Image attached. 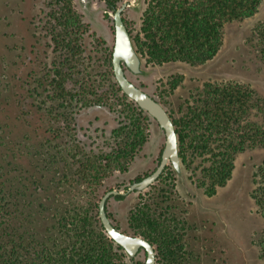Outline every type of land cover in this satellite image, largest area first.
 <instances>
[{
	"label": "rangeland",
	"instance_id": "rangeland-1",
	"mask_svg": "<svg viewBox=\"0 0 264 264\" xmlns=\"http://www.w3.org/2000/svg\"><path fill=\"white\" fill-rule=\"evenodd\" d=\"M149 1L141 0L138 7L131 1L124 11L134 34ZM73 6L81 22L54 0H0V123L19 129L27 144L39 141L42 153L48 139L52 144L65 142L68 149L79 147L77 160L102 166L98 183L90 184L89 179L74 186L70 198L85 204L97 194L124 189L152 172L165 136L154 119L116 89L108 61L114 43L113 12L106 0H91L88 11L79 0H73ZM263 20L264 0L253 16L224 24L222 46L205 63L143 60L145 73L128 72V76L174 116L180 98L185 100L206 82L235 83L264 101V62L249 40L252 29ZM96 100L109 104L121 118L119 132L105 141L111 149L85 148L73 133L72 115L81 104ZM254 120L262 123V115L257 112ZM106 155L111 159L108 163L101 160ZM263 159L264 147L238 153L231 178L214 194L199 186L200 177L193 171L182 165L178 175L168 162L150 187L128 194L121 202L111 201L110 215L121 230L130 232L129 210L161 200L157 213L162 212L183 236L187 260L182 264H264L257 243L264 233V216L252 198L253 174ZM55 166L62 172L63 165ZM71 167L76 169L78 164ZM124 167L125 171L119 170ZM143 262L141 252L129 264Z\"/></svg>",
	"mask_w": 264,
	"mask_h": 264
},
{
	"label": "trees",
	"instance_id": "trees-1",
	"mask_svg": "<svg viewBox=\"0 0 264 264\" xmlns=\"http://www.w3.org/2000/svg\"><path fill=\"white\" fill-rule=\"evenodd\" d=\"M54 1L81 22L73 0ZM261 1L150 0L133 42L147 62L203 64L220 50L224 24L253 16ZM115 3L109 1V8ZM249 40L264 62V20L255 25ZM257 112L262 123L254 120ZM177 113L182 165L200 177L199 186L209 194L231 178L238 153L264 147V101L238 84L206 82L181 101ZM52 130L49 126L47 132ZM39 145L37 140L27 144L19 129L0 123V264H129L125 250L101 224L99 194L86 205L70 198L83 180L98 183L102 166L79 160L76 173L60 172L55 164L67 160L66 143L48 139L43 153ZM253 180L252 198L264 216V159ZM160 201L130 211L131 231L156 246L157 264H182V238L172 221L157 213ZM257 243L264 262V233Z\"/></svg>",
	"mask_w": 264,
	"mask_h": 264
},
{
	"label": "water",
	"instance_id": "water-1",
	"mask_svg": "<svg viewBox=\"0 0 264 264\" xmlns=\"http://www.w3.org/2000/svg\"><path fill=\"white\" fill-rule=\"evenodd\" d=\"M83 9L88 11L91 0H79ZM138 3L141 0H132ZM128 5L123 2L114 12L113 22L115 27V38L112 52V66L115 80L120 86L122 92L132 100L141 110L154 119L161 131L165 135V144L161 154L160 164L156 170L149 176L139 182L129 186V190H143L149 184L154 182L165 165L170 162L174 171L180 175L182 173V162L179 153V140L174 122L165 106L152 94L145 91L142 87L133 83L127 76L124 67L133 74H144L142 68L143 59L138 52L133 39L128 31L122 17L124 8ZM118 191L106 192L99 201V216L106 230L107 235L117 244L122 246L128 257H133L138 250L144 249L146 260L144 264H156V252L154 246L141 236H132L118 230L110 221L106 214V200L111 194H117Z\"/></svg>",
	"mask_w": 264,
	"mask_h": 264
},
{
	"label": "flooded vegetation",
	"instance_id": "flooded-vegetation-1",
	"mask_svg": "<svg viewBox=\"0 0 264 264\" xmlns=\"http://www.w3.org/2000/svg\"><path fill=\"white\" fill-rule=\"evenodd\" d=\"M109 1H113V0H106V3H107V7H108V10H110L111 12H113V15H114V12L115 10L123 3V2H127L128 5L124 8L123 10V13H122V17H123V20L125 22V25L127 26L128 28V31L132 37V35L134 33H132V31L129 29L128 25H127V22L124 18V11L125 9L131 5V1L132 0H124V1H121V0H115L116 3L114 5V8L111 9L109 8L108 6V2ZM113 20V18H112ZM113 26H114V22H113ZM135 35V34H134ZM114 38H115V27H114ZM133 39V38H132ZM135 44V43H134ZM114 45V43H113ZM112 52H113V46H112V49L110 50V58L108 61L111 62L112 64ZM139 52V51H138ZM141 54V53H140ZM142 57V55H141ZM143 60H145V58L142 57ZM111 70H110V73L112 74V76L114 77L115 79V76H114V72H113V66L110 67ZM125 71H126V74L128 76V72H131L129 69H127L126 67H124ZM132 73V72H131ZM129 78V76H128ZM130 79V78H129ZM131 80V79H130ZM133 82V81H132ZM115 86H116V89L118 91H120L122 93V96L124 97H127L121 90L120 86L118 85V83L116 82L115 80ZM128 98V97H127ZM183 99L180 98L179 102H177V108L179 106V104L181 103ZM132 101V100H131ZM161 102V101H160ZM162 103V102H161ZM163 104V103H162ZM136 105V104H135ZM164 105V104H163ZM137 106V105H136ZM165 106V105H164ZM137 108L139 109V111H143L141 110L138 106ZM166 108V107H165ZM167 109V108H166ZM168 111V109H167ZM52 114V112H50ZM168 113L170 114L173 122H174V118L175 116L173 115V113H170L168 111ZM148 115V114H147ZM72 119H73V122L74 125H73V133L76 137V139L81 142L83 144V146L85 148H89V149H96V150H100V149H111L112 148V145L111 144H108L106 145L105 144V141L107 138H110L111 136H115L118 132H119V129L121 127V118L119 117L118 113L109 105L107 104L106 102L104 101H101V100H96V101H90V102H87L86 104H81V106L79 107V109L77 110V112H75L73 115H72ZM158 124V123H157ZM175 125V123H174ZM159 126V125H158ZM176 128V126H175ZM163 132V131H162ZM177 132V131H176ZM165 136V135H164ZM179 140V138H178ZM165 144V142H164ZM75 150H72V149H68V147L66 148L68 150V152L65 153V156L67 158V160H64L63 163L60 162L59 165H63L62 166V171H65V172H70L72 174L76 173L78 171V167L76 169H74L73 165L75 164H79L77 162H79V160H77V155L79 151V147L78 146H74ZM164 148V146H163ZM162 148V150H163ZM162 150L160 151V155L157 159V164L154 168V170L142 177H138L136 178L135 180H132L124 189H118V188H111V189H108L106 190L105 192H103L102 195L99 194V199H98V216H99V201L100 199L102 198V196L106 193V192H109V191H118L117 194H111L107 200H106V214L107 216L109 217L111 223L120 231L126 233V234H129V235H132V236H141V235H135L132 231H131V228H130V224H129V220H130V211L131 210H135V208H132L131 210H129V217H128V225H129V228H130V232H125L123 230H121L117 225L116 223H114V221L112 220V217L110 215V212H109V204L111 201H114V202H121L124 200V198L130 194V193H135V192H141L145 189H147L148 187H150L154 182H156L161 174L163 173L164 169L166 168L167 164L165 165L163 171L160 173V175L157 177V179L152 182L151 184H149L146 188H144L143 190H129V186L135 182H139L141 181L143 178L149 176L150 174H152L156 168L158 167V165L160 164V160H161V154H162ZM121 152V149H117L116 152ZM179 153H180V146H179ZM108 156V155H106ZM106 156H103V160L105 161V163H108L109 160L105 159ZM181 157V155H180ZM74 160H77V161H74ZM81 161V160H80ZM182 162V160H181ZM69 168H68V166ZM64 167V168H63ZM67 169V170H66ZM120 171H125L126 170V167L124 168H120L119 169ZM117 195H123L124 197L119 199L117 198L116 196ZM90 201V200H88ZM138 205V204H137ZM136 205V206H137ZM135 206V207H136ZM99 219H100V216H99ZM101 221V219H100ZM102 224V222H101ZM103 226V224H102ZM104 228V227H103ZM105 230V229H104ZM106 232V230H105ZM179 235V234H178ZM182 238V240L180 241V243L183 245V236L180 235ZM143 237V236H141ZM145 238V237H143ZM146 239V238H145ZM148 240V239H146ZM149 241V240H148ZM150 242V241H149ZM153 246H154V250L156 252V264H157V260H158V255H157V249H156V246L151 243ZM119 245V244H118ZM122 247V246H121ZM123 248V247H122ZM184 248V246H183ZM183 248L181 250V253H183L182 257L185 258V260H183V262L185 263V261L187 260V254L184 253L183 251ZM124 249V248H123ZM143 253L144 254V262L143 264L145 263V260H146V252L144 251V249H140L138 250V252L133 256V257H129V262L132 263L135 258L140 254V253ZM127 254V253H126Z\"/></svg>",
	"mask_w": 264,
	"mask_h": 264
}]
</instances>
